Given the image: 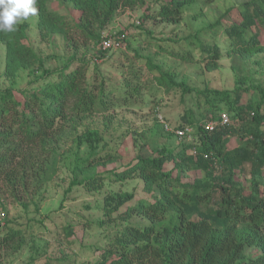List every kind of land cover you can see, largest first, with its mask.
Segmentation results:
<instances>
[{"label": "trees", "instance_id": "trees-1", "mask_svg": "<svg viewBox=\"0 0 264 264\" xmlns=\"http://www.w3.org/2000/svg\"><path fill=\"white\" fill-rule=\"evenodd\" d=\"M69 1L81 14L79 27L88 30L104 28L119 10L134 9L148 1L150 5L161 3L162 19L177 22L187 4L211 5L224 0ZM48 3L49 0L36 3L40 31H63L64 18L51 11ZM239 9L242 21L225 30L234 42L233 51L248 60L264 55V0H250ZM225 15L208 29L218 27ZM28 28V23H20L14 32L0 31V43L6 47L5 75L13 80L27 71L31 87L23 90L24 101L20 102L14 98L12 88L0 92V176L14 191L20 185L26 191L30 180L32 187H44L61 167L72 174L67 192L77 186L98 192L109 181L123 185L140 182L147 194L141 199L134 190L108 194L101 225L120 223L123 228L98 264H264V87L250 76L239 75L235 68L234 89H194L150 61L151 70L159 72L157 82L161 87L181 90L184 96L195 93L204 97L209 114L198 112L192 119L185 115L172 126L159 112L161 109L157 110V122L173 140L174 148L151 147V153L144 155V144L135 141L138 152L131 161L121 170L101 172L100 168L122 158V142L108 138L107 130L90 129L85 124L90 117L109 112V94L103 85L89 80L85 60L71 57L62 66L48 68L25 43ZM89 36L97 42L95 34ZM198 36L191 35L189 39L197 43ZM127 42L125 36L124 47ZM200 47L202 57H211L207 70H217L219 48L202 42ZM110 51L114 50H102ZM130 91L123 93L124 105H129L138 92ZM250 91L259 99L244 102L243 95ZM224 110L230 123L207 130L205 122L220 120ZM104 124L108 127L106 121ZM187 128H192V135L179 138L177 131ZM64 137H70L71 146L56 160L61 146L57 144ZM193 137L194 141L188 143ZM231 138L237 139L240 146L230 148ZM176 140L180 143L176 144ZM193 171L200 172L201 177L184 181V176ZM14 197L18 198L16 193ZM135 218L146 219L149 224H131ZM5 230H9V236L0 245H8L20 236L21 229L10 220H6L0 233Z\"/></svg>", "mask_w": 264, "mask_h": 264}, {"label": "rangeland", "instance_id": "rangeland-1", "mask_svg": "<svg viewBox=\"0 0 264 264\" xmlns=\"http://www.w3.org/2000/svg\"><path fill=\"white\" fill-rule=\"evenodd\" d=\"M248 1L187 4L177 22L162 19L159 16L161 3L150 5L151 1H148L134 9L119 10L113 21L104 28L82 30L78 24L81 14L69 0H49L50 10L62 16L66 22L63 31L42 33L38 27V12L22 23L29 24L25 43L45 61L48 68L62 66L71 57H76L78 61L85 60L89 80H94L93 83L98 86L103 85L109 94V112L94 115L85 124L90 129L107 130L108 138L122 142L119 151L122 158L116 164L100 168L101 172H106L113 168L121 170L136 156L138 149L135 141L136 144H144V155L151 153V147L174 148L173 140L163 133L157 122V110L161 109L159 112L172 126L181 122L185 115L192 119L198 112L209 114L204 97L195 93L184 96L181 90L161 87L157 82L159 72L151 70L150 61L164 71L173 72L178 82L185 81L194 89H234L237 78L235 68L239 75L250 76L264 87V55L257 54L249 60L240 57L233 51L234 42L225 31L242 21L239 6ZM224 13L226 15L221 24L215 29H208ZM137 21H140V27H135ZM117 33L125 34L128 38L125 49L102 52V39L107 34ZM90 34L98 37L97 42H93ZM191 35H199L198 44L189 39ZM200 41L213 49L219 48L217 70H207L206 65L211 57L208 53L202 57ZM78 65V62L74 63L76 67ZM5 69L6 47L0 43V92L12 88L14 98L19 102L24 101L23 90L31 89L28 72L23 71L11 80L5 75ZM134 89L138 91L137 94L131 97L129 105H124L123 93H131L130 90ZM254 97L259 99L258 94L250 91L243 95V101ZM193 141L194 137L188 139V143ZM178 143L180 141L176 140ZM240 144L237 139H230V148ZM57 145L61 146L56 160L70 148V137L62 138ZM199 177L200 172H189L184 176V181L192 182ZM240 179L242 176L237 180ZM71 181L70 170L61 167L44 187H32L30 180L26 191L20 185L15 192L14 187L0 176V198L4 202V212L8 220L21 229L20 236L11 240L10 244L0 245V264H98L103 252L110 248L117 232L123 228L118 225L120 223L101 225L105 220L108 194L134 190L137 199L147 195L138 181L124 185L109 181L98 192H89L79 186L67 192ZM15 193L18 198L14 197ZM128 206L131 205L123 210ZM130 223L143 226L149 221L135 218ZM8 232L0 233V242L9 236Z\"/></svg>", "mask_w": 264, "mask_h": 264}, {"label": "clouds", "instance_id": "clouds-1", "mask_svg": "<svg viewBox=\"0 0 264 264\" xmlns=\"http://www.w3.org/2000/svg\"><path fill=\"white\" fill-rule=\"evenodd\" d=\"M37 0H0V31L14 32L17 26L38 12Z\"/></svg>", "mask_w": 264, "mask_h": 264}, {"label": "built area", "instance_id": "built-area-1", "mask_svg": "<svg viewBox=\"0 0 264 264\" xmlns=\"http://www.w3.org/2000/svg\"><path fill=\"white\" fill-rule=\"evenodd\" d=\"M136 24H140L139 21L136 22ZM124 39L125 36L123 34L117 33V34H107L100 43V48L103 51H109V50H121L124 49ZM159 119L162 123H164V120L161 115H159ZM228 123H230V118L226 113H223L220 115V120L218 121H206L205 122V128L209 131H214L218 126H225ZM169 129V128H167ZM193 133L192 128H187L185 130H178L177 135L179 138H183L185 136H191ZM195 154V153H194ZM4 202L1 199L0 200V229L4 228L6 220H8V217L6 216V213L4 212Z\"/></svg>", "mask_w": 264, "mask_h": 264}]
</instances>
